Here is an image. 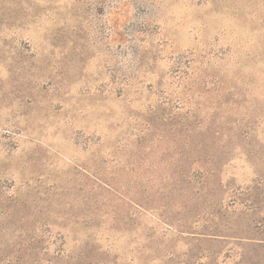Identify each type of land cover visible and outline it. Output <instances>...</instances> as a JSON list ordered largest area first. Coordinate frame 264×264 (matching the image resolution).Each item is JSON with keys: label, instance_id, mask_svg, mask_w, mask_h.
Wrapping results in <instances>:
<instances>
[{"label": "rangeland", "instance_id": "rangeland-1", "mask_svg": "<svg viewBox=\"0 0 264 264\" xmlns=\"http://www.w3.org/2000/svg\"><path fill=\"white\" fill-rule=\"evenodd\" d=\"M0 264H264V0H0Z\"/></svg>", "mask_w": 264, "mask_h": 264}]
</instances>
